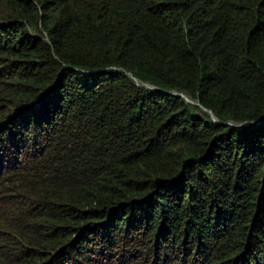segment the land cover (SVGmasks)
Listing matches in <instances>:
<instances>
[{
	"label": "trees",
	"instance_id": "trees-1",
	"mask_svg": "<svg viewBox=\"0 0 264 264\" xmlns=\"http://www.w3.org/2000/svg\"><path fill=\"white\" fill-rule=\"evenodd\" d=\"M0 264H264V0H0Z\"/></svg>",
	"mask_w": 264,
	"mask_h": 264
},
{
	"label": "water",
	"instance_id": "water-1",
	"mask_svg": "<svg viewBox=\"0 0 264 264\" xmlns=\"http://www.w3.org/2000/svg\"><path fill=\"white\" fill-rule=\"evenodd\" d=\"M209 113H210V115H211L212 117H214L213 114H212L211 112H209ZM225 125H228V124H225Z\"/></svg>",
	"mask_w": 264,
	"mask_h": 264
}]
</instances>
